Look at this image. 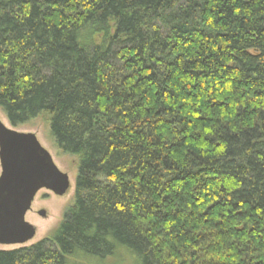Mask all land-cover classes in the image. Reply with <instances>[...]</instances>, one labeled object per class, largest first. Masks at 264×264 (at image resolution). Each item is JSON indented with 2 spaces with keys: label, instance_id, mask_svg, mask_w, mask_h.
<instances>
[{
  "label": "trees",
  "instance_id": "16d2710c",
  "mask_svg": "<svg viewBox=\"0 0 264 264\" xmlns=\"http://www.w3.org/2000/svg\"><path fill=\"white\" fill-rule=\"evenodd\" d=\"M0 109L78 161L0 264H264V0H0Z\"/></svg>",
  "mask_w": 264,
  "mask_h": 264
},
{
  "label": "water",
  "instance_id": "95a60500",
  "mask_svg": "<svg viewBox=\"0 0 264 264\" xmlns=\"http://www.w3.org/2000/svg\"><path fill=\"white\" fill-rule=\"evenodd\" d=\"M69 188L67 175L56 168L34 134L0 122V245H23L34 238L35 229L25 216L40 190L62 197Z\"/></svg>",
  "mask_w": 264,
  "mask_h": 264
},
{
  "label": "rangeland",
  "instance_id": "374dc122",
  "mask_svg": "<svg viewBox=\"0 0 264 264\" xmlns=\"http://www.w3.org/2000/svg\"><path fill=\"white\" fill-rule=\"evenodd\" d=\"M46 118L45 116H40L28 124L12 127L0 109V122L5 127L17 132L34 134L39 144L49 153L56 168L67 175L70 184L69 190L62 197H56L46 190H40L31 204L30 211L25 216V221L35 229L34 238L23 245H0V251L28 248L45 238L51 237L62 222L66 210L74 203V184L78 161L75 157L58 150L50 134ZM40 212H44L45 216L41 217L39 215ZM90 264H138V259L124 248L118 247L113 256L102 260H92Z\"/></svg>",
  "mask_w": 264,
  "mask_h": 264
}]
</instances>
